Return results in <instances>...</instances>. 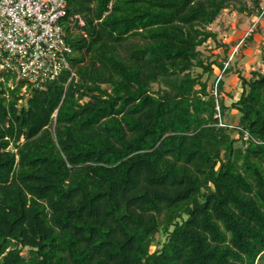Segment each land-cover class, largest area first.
Segmentation results:
<instances>
[{"label": "trees", "instance_id": "16d2710c", "mask_svg": "<svg viewBox=\"0 0 264 264\" xmlns=\"http://www.w3.org/2000/svg\"><path fill=\"white\" fill-rule=\"evenodd\" d=\"M65 5L74 76L0 80V264H264V71L210 29L264 0Z\"/></svg>", "mask_w": 264, "mask_h": 264}, {"label": "built area", "instance_id": "2783aa9c", "mask_svg": "<svg viewBox=\"0 0 264 264\" xmlns=\"http://www.w3.org/2000/svg\"><path fill=\"white\" fill-rule=\"evenodd\" d=\"M65 6V0H0V80L11 74L42 85L64 71L74 76L59 24Z\"/></svg>", "mask_w": 264, "mask_h": 264}, {"label": "rangeland", "instance_id": "374dc122", "mask_svg": "<svg viewBox=\"0 0 264 264\" xmlns=\"http://www.w3.org/2000/svg\"><path fill=\"white\" fill-rule=\"evenodd\" d=\"M251 24V20L249 17H247L245 14L237 16V14H230V13H223V16H221V20L215 22L213 25L210 26V29L217 34V40L220 41L222 44H225L228 47L230 58L231 57H240V54L243 56V62H242V69L243 73H247L249 71H252V69H257L260 71H264V63L259 60L257 57V50L258 47L256 44L260 40H264V27H261L259 25L257 28H259V33L254 34V39L252 42L253 48L250 46L247 47L245 51H241L240 46V39H242L243 36L250 33L251 28H249V25ZM263 28V29H262ZM214 46L215 43L211 40L207 41L205 45L199 48L203 52L204 56H210L211 53H214ZM219 58L222 60L223 58V52L224 50L222 48H218ZM242 52V53H240ZM242 59V57H241ZM241 69V68H239ZM212 78L208 80L207 88L208 91L214 95V88H212ZM223 81L225 84V92L228 91H236L239 89V85H237V81L235 77H231L228 79L227 75H223ZM228 95H226V98H224L226 106H229L231 104V100L227 98ZM237 94L234 93V100L237 99ZM232 119V118H231ZM237 119V116H236ZM233 121V119H232Z\"/></svg>", "mask_w": 264, "mask_h": 264}, {"label": "crops", "instance_id": "0c3cea01", "mask_svg": "<svg viewBox=\"0 0 264 264\" xmlns=\"http://www.w3.org/2000/svg\"><path fill=\"white\" fill-rule=\"evenodd\" d=\"M261 23V22H260Z\"/></svg>", "mask_w": 264, "mask_h": 264}]
</instances>
